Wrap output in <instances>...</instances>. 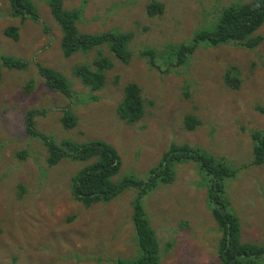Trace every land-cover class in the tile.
Returning a JSON list of instances; mask_svg holds the SVG:
<instances>
[{
    "label": "rangeland",
    "instance_id": "1",
    "mask_svg": "<svg viewBox=\"0 0 264 264\" xmlns=\"http://www.w3.org/2000/svg\"><path fill=\"white\" fill-rule=\"evenodd\" d=\"M31 1L39 23H21L11 16L8 2L0 0V56L29 63L25 71L3 70L0 81V264H114L117 258L132 260L137 255L131 225L135 189L89 208L75 201L69 181L87 163L64 159L49 167L46 148L25 133L24 117L30 109L45 111L36 119V128L47 136L111 145L121 165L114 180L128 175L146 180L172 142L198 147L237 169L223 184L240 223L241 241L264 244V164L247 165L249 131L264 132V41L251 50L201 43L179 68H170L165 56L169 46L208 28L221 8L250 0H65V9H82L77 23L81 32L133 35L127 65L117 62L105 45L65 58L60 30L45 0ZM152 2L163 6L162 14H146ZM10 26L19 28L16 41L3 34ZM254 35L264 36V24ZM146 48L156 49L158 65L168 72L140 57ZM98 55L113 67L104 88L91 93L72 70ZM36 64L59 71L79 98L67 100L50 91ZM231 67L236 83H225V71ZM130 82L139 86L144 100L143 117L134 125L116 114L123 87ZM70 103L77 122L64 130L61 109ZM186 116L199 122L192 131L184 128ZM141 205L158 244L160 264H220V233L194 163L176 164L172 182H157L141 197Z\"/></svg>",
    "mask_w": 264,
    "mask_h": 264
},
{
    "label": "trees",
    "instance_id": "2",
    "mask_svg": "<svg viewBox=\"0 0 264 264\" xmlns=\"http://www.w3.org/2000/svg\"><path fill=\"white\" fill-rule=\"evenodd\" d=\"M8 2L11 16L21 23L26 20L39 23V14L31 0H5ZM65 0H45L49 14L60 30L59 48L65 58L77 53H87L94 48L107 46L117 62L127 65L132 59L129 44L133 38L131 33L119 30H108L100 33L81 32L77 23L81 19L82 9L64 8ZM163 6L152 2L146 7V14L154 17L162 14ZM214 18V15H212ZM215 22L208 28H199L187 41L171 45L166 50L170 68H179L187 64L190 56L204 43L208 47L237 45L246 49H254L264 41V36L254 35L264 24V0H250L244 3H233L219 10ZM18 27H7L3 34L16 41ZM147 64L161 72L158 65L157 52L154 48H146L139 53ZM45 86L60 97L69 100L79 96L73 91L72 84L59 71L41 64L35 65ZM29 63L19 57L0 56V81L3 70L25 71ZM113 67L108 58L98 55L92 63L76 66L72 73L79 83L89 92L102 90L106 84V73ZM234 68H227L224 82H234L231 74ZM236 83V80H235ZM73 103V102H72ZM61 109L60 125L64 130L75 127L77 119L70 109L71 104ZM120 120L128 125L138 123L144 114V100L139 86L130 82L123 87L121 101L116 108ZM45 115L44 110L30 109L24 117L25 133L37 139L48 153L47 165L55 166L67 159L71 162L87 163L77 171L69 181L71 197L83 207L105 204L116 198L128 188H134L136 195L132 201L131 225L135 236L137 255L132 260L117 258L114 264H160L158 244L141 205V197L155 188L157 182L170 184L173 180V167L176 164L192 162L199 175L202 176L206 190V205L217 226L220 237L216 256L220 264H264V244H252L241 241V228L237 216L231 210L225 195L224 178L235 176L237 169H231L219 159L207 154L198 147L187 143H170L167 151L161 155L158 164L148 170L146 180L135 176L114 178L119 174L121 165L115 149L101 140L75 142L70 139L56 140L36 128V119ZM185 130L192 131L199 122L186 116L183 121ZM251 140V159L247 165L264 164V132L249 131Z\"/></svg>",
    "mask_w": 264,
    "mask_h": 264
}]
</instances>
